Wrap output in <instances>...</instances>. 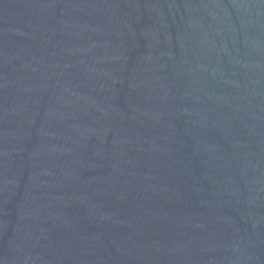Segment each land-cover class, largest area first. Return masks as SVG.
Instances as JSON below:
<instances>
[{
    "label": "water",
    "instance_id": "obj_1",
    "mask_svg": "<svg viewBox=\"0 0 264 264\" xmlns=\"http://www.w3.org/2000/svg\"><path fill=\"white\" fill-rule=\"evenodd\" d=\"M0 264H264V0H0Z\"/></svg>",
    "mask_w": 264,
    "mask_h": 264
}]
</instances>
